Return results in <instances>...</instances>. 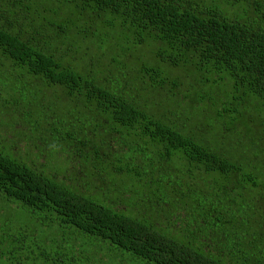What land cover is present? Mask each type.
Masks as SVG:
<instances>
[{"label":"trees","instance_id":"16d2710c","mask_svg":"<svg viewBox=\"0 0 264 264\" xmlns=\"http://www.w3.org/2000/svg\"><path fill=\"white\" fill-rule=\"evenodd\" d=\"M0 264H264V0H0Z\"/></svg>","mask_w":264,"mask_h":264}]
</instances>
